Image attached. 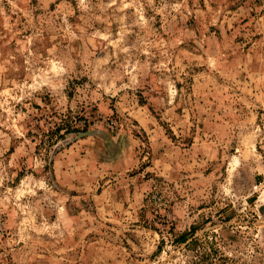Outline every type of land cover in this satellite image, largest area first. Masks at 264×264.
Wrapping results in <instances>:
<instances>
[{
    "label": "rangeland",
    "instance_id": "rangeland-1",
    "mask_svg": "<svg viewBox=\"0 0 264 264\" xmlns=\"http://www.w3.org/2000/svg\"><path fill=\"white\" fill-rule=\"evenodd\" d=\"M0 264H264V0H0Z\"/></svg>",
    "mask_w": 264,
    "mask_h": 264
},
{
    "label": "trees",
    "instance_id": "trees-1",
    "mask_svg": "<svg viewBox=\"0 0 264 264\" xmlns=\"http://www.w3.org/2000/svg\"><path fill=\"white\" fill-rule=\"evenodd\" d=\"M88 128V125L86 124L85 126H83V127H79V126H77L76 124H74V122H71V123H69V122H63V123H57L56 124V128L54 129V128H51V130H50V132H51V136H53L55 133H59V135L60 136H64L66 133L65 132H74V131H79V130H85V129H87ZM65 131L63 134H61L62 133V131ZM187 235H185V234H182L180 237H179V239H181L180 241H186V239H187Z\"/></svg>",
    "mask_w": 264,
    "mask_h": 264
}]
</instances>
